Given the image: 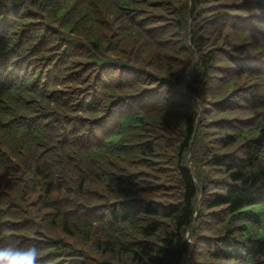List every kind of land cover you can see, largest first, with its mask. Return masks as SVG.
I'll return each mask as SVG.
<instances>
[{"label": "trees", "instance_id": "trees-1", "mask_svg": "<svg viewBox=\"0 0 264 264\" xmlns=\"http://www.w3.org/2000/svg\"><path fill=\"white\" fill-rule=\"evenodd\" d=\"M38 264H264V0H0V247Z\"/></svg>", "mask_w": 264, "mask_h": 264}, {"label": "clouds", "instance_id": "clouds-1", "mask_svg": "<svg viewBox=\"0 0 264 264\" xmlns=\"http://www.w3.org/2000/svg\"><path fill=\"white\" fill-rule=\"evenodd\" d=\"M40 248L35 243L21 248L12 245L0 247V264H38Z\"/></svg>", "mask_w": 264, "mask_h": 264}]
</instances>
